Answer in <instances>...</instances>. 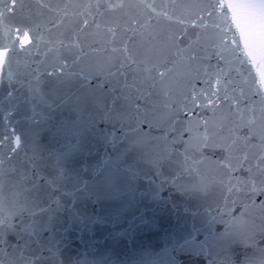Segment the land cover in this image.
<instances>
[{
  "label": "snow or ice",
  "instance_id": "1",
  "mask_svg": "<svg viewBox=\"0 0 264 264\" xmlns=\"http://www.w3.org/2000/svg\"><path fill=\"white\" fill-rule=\"evenodd\" d=\"M23 4L0 0V30L9 39L0 44V264H184L185 257L264 264V223L253 226L245 219L249 209L264 213V107L242 103V91L239 98L230 95L236 88L228 59L241 52V63L258 65L264 84V0H212L204 6L211 25L197 17L196 28L213 32L187 57L197 65L196 79L202 72L208 86L197 93L193 82L192 103L199 100L202 109L210 104L215 113L217 100L228 101L229 109L219 124L202 120L196 126L180 119L187 107L180 110L169 101L150 68L142 69L147 75L137 82L136 69L144 61H136L128 41L142 35L141 20L129 18L125 31L133 36L113 47V53H124L114 72H64L67 63L41 72L27 59L20 67V58L31 57L40 39L15 22ZM125 6L124 0L87 5L100 15L101 8ZM128 6L155 11L150 0ZM232 25L234 48L225 43ZM107 31L115 43L116 28ZM173 40L183 43L179 36ZM183 51L177 47V54ZM78 60L74 56L72 63ZM20 124L28 129L20 132ZM202 164L228 177L225 190L236 193L231 203L239 200L240 216L204 207ZM161 217L174 221L163 246L136 251L135 237L157 230ZM239 224L248 236L238 234ZM122 238L128 241L123 248ZM218 240H227L219 252Z\"/></svg>",
  "mask_w": 264,
  "mask_h": 264
},
{
  "label": "water",
  "instance_id": "2",
  "mask_svg": "<svg viewBox=\"0 0 264 264\" xmlns=\"http://www.w3.org/2000/svg\"><path fill=\"white\" fill-rule=\"evenodd\" d=\"M112 2L119 3L120 0H112ZM124 2L126 5L124 9L106 12L101 8L100 12L104 14L100 15L94 7L91 9L87 7L89 3L94 5L95 0H24L23 8L18 11L15 22L27 25L32 29L30 38L38 36L40 39L34 41L38 47L33 49L31 57L20 58L21 69H23L24 60L27 59L32 67L41 72L52 71L54 65L64 63L68 65L64 72L83 71L93 75L106 74L109 70L114 72L118 59H122L124 53H113L112 49L113 47H120L121 41L133 36L132 32L125 30L128 27L129 18L135 17L145 24V28L140 29L142 35H137L135 41H128V47L136 61H144L136 69L137 82H140L147 75L142 69L150 68L151 76L156 79L158 89L168 93L169 101L173 102L177 109L183 110L187 107V111H181V120L185 123L191 121L193 126L202 120H210L216 124L222 122L229 109L228 101L217 100L215 113L209 110L211 109L210 104H206L202 109L199 107L198 100L197 104L193 105L191 93L193 82H195L197 93L200 89H205L208 86L203 82L205 77L202 76V72L201 78L196 79L197 65L187 59L190 52L198 50L200 44L205 43V36L213 32L211 27L207 30L195 27V24L199 22L197 17L204 18L211 25L212 21L207 17V9L204 6L212 3V0H150L155 4L154 12L128 6L138 3V0H124ZM234 2H240V0H234ZM165 12L168 14L167 17L163 15ZM230 16L231 13H229ZM85 19L88 21L87 25L83 23ZM180 20H183V23H179ZM132 26L137 27L134 23ZM108 27L116 28L115 43L107 31ZM215 31H219V29ZM197 32L201 36L199 42H196ZM231 33H235L234 25H232L230 34L225 41L229 47L234 48L235 45L231 44L233 39ZM177 36L183 43L174 42L173 38ZM149 37L154 39H149ZM12 39L15 37L13 36ZM61 40L65 44L74 43L77 47L71 49L61 47L57 43ZM8 42L9 39L0 30V44H7ZM27 47L32 46L27 45ZM177 47L183 48L184 51L177 54ZM240 49H243L242 43ZM74 56L79 57L75 64L72 63ZM228 59L231 62V76L236 88V91L230 92V95L239 98L242 91L244 93L242 103L254 104L257 109L264 107V84L261 83L258 65H253L251 62L242 64L241 60L246 59V57L241 52L228 55ZM212 63L215 64L216 61L213 60ZM13 67L16 68V65ZM134 67L136 66L134 65ZM228 67L226 66V70ZM161 73L163 77L160 76ZM60 74L63 75V73ZM216 87L217 85L213 81L212 90L214 91ZM8 106L9 102L6 100L5 110ZM234 106L235 104H233ZM160 119L166 120L167 113L162 111ZM16 127L20 132L28 129L27 124H20ZM0 131H2V123H0ZM199 167L207 182V195L202 200L204 207L209 208L213 214H215L214 210L216 209L223 212H228L230 209L232 216H240L239 200L236 205L231 203L232 199H237L236 193L229 194L225 190L228 177L224 175V172L211 165L202 164ZM225 196L229 197L228 201L224 199ZM245 219L249 225L259 226L264 223V213L258 209H249ZM172 223L174 221L167 217H161L160 227L157 230L139 233L135 237V250L139 251L149 246L159 250L163 246L165 230L169 229ZM217 227L218 230H223L222 225ZM235 230L241 237L250 234L242 224H239ZM127 244V239L122 238L121 247L123 248ZM226 244L227 240H218L215 243V250L221 251ZM183 259L184 264H208L204 257H185Z\"/></svg>",
  "mask_w": 264,
  "mask_h": 264
}]
</instances>
